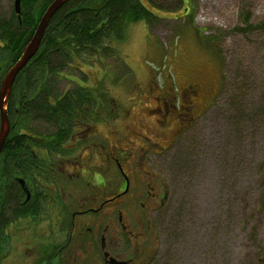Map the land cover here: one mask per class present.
Returning <instances> with one entry per match:
<instances>
[{
  "label": "rangeland",
  "instance_id": "rangeland-1",
  "mask_svg": "<svg viewBox=\"0 0 264 264\" xmlns=\"http://www.w3.org/2000/svg\"><path fill=\"white\" fill-rule=\"evenodd\" d=\"M142 2L155 19L128 25L125 38L114 44L115 55L64 66L50 80L51 94L100 87L110 104L104 114L118 111L113 123L96 124L101 143L125 146L114 131L130 128L164 147L155 148L152 168L165 182L168 199L149 217L145 264H255L264 242V0ZM13 3L0 0V21H17ZM9 60L1 49L0 80ZM187 86L198 88L194 122L175 138L173 126L146 117L157 115L154 99L162 97L183 113ZM21 126L35 136L55 131L38 119ZM61 161L63 168L71 164ZM108 168L103 191L111 193L117 174ZM67 173L70 183L58 191L75 206ZM64 211L60 202L46 203V219L34 231L38 238L13 235L0 264H34L41 256L33 254L48 246L50 251L64 238L51 218H63Z\"/></svg>",
  "mask_w": 264,
  "mask_h": 264
},
{
  "label": "trees",
  "instance_id": "trees-1",
  "mask_svg": "<svg viewBox=\"0 0 264 264\" xmlns=\"http://www.w3.org/2000/svg\"><path fill=\"white\" fill-rule=\"evenodd\" d=\"M52 1L21 0L20 21L16 15L15 23L0 21L1 49L10 57L6 70L20 57ZM180 2L182 5V0ZM153 18L142 0H68L54 13L38 52L19 73L9 95L7 113L13 128H10L0 153V261L4 258L2 251L10 246L13 235L22 237V234H28L32 240L38 238L34 236L35 228L41 219H46V203L58 199L55 191L60 184L55 175L38 170L42 169V163L54 164L59 157L70 159L68 149L62 148L65 154L58 156L57 147L68 140L73 121L89 122L96 107L102 110L101 116L110 117V114H104L110 104L102 88L79 87L56 97L50 91L51 78L64 66L82 57L99 62L101 58L115 55L117 48L114 44L125 38L128 25L141 20L147 23ZM37 119L50 124L57 133L35 136L21 126L22 123L37 122ZM34 149H39L38 154L43 156L34 152L38 159L34 158ZM19 176L28 188L34 187L37 197L24 202L25 193L16 180ZM48 250L45 247L40 250L44 258L36 264H48Z\"/></svg>",
  "mask_w": 264,
  "mask_h": 264
},
{
  "label": "flooded vegetation",
  "instance_id": "flooded-vegetation-1",
  "mask_svg": "<svg viewBox=\"0 0 264 264\" xmlns=\"http://www.w3.org/2000/svg\"><path fill=\"white\" fill-rule=\"evenodd\" d=\"M1 47H3L2 40L0 49ZM186 88L185 96L188 103L183 107V113L176 111L171 98H155L156 109L152 112L157 115H148L146 120L152 121L154 125L157 123L163 127L173 126L172 132L176 134L175 138L178 137L181 131L194 122L198 102V88L196 86ZM8 104L9 100L7 109ZM95 109L89 122L74 120L71 133L67 136L68 140L57 147L59 148L58 156L65 154L62 148L69 150L70 159L64 160L71 164L63 168L61 161L65 158L63 156L59 157L54 164L43 165L42 163V169L38 170L41 173L55 175L60 184L64 183L65 187L70 183L65 179V173L68 172L67 174L71 176L69 179L73 180L71 189L76 192L74 201L77 204L71 206L64 191L62 190L61 193L58 191L60 184L56 187V191L59 192L56 193L58 195L56 203L60 202L66 214L63 218L52 217L51 224H54L56 229L61 228L64 238L59 243L53 244L50 251H47L48 264L50 261L51 264L54 262H57L56 264H118L119 262L145 264L146 257L149 256L147 239L153 230L149 217L168 199L165 182L152 168V160L154 155H157L155 148L164 147L156 144L149 136L130 128L122 134L114 131L117 141L125 146L107 147L104 142L101 143L102 136L95 133L96 124L113 123V119L116 121L114 115L117 116L118 111L116 109L114 110L116 112L112 111L113 115L104 118L100 114L102 110L97 107ZM86 126L87 129H83L86 134L78 137L81 127ZM54 133L57 131L55 130ZM39 141H44V138H39ZM34 152L35 149L32 156L36 159L39 154L40 157L43 156L41 153L37 156ZM93 157L98 159V163H93ZM73 160L75 162H71ZM108 167H113L117 174L115 175L116 191L111 193L103 191L110 181L107 177ZM78 175L82 177L83 182H79L82 180L78 179ZM81 184H84L86 193L82 194L79 191V188H82ZM28 189L32 199L37 197L34 187ZM44 196L47 197V194L44 193ZM257 250L255 264H264V242ZM40 252L37 251L31 258L36 256L43 258ZM39 258L36 260L39 261Z\"/></svg>",
  "mask_w": 264,
  "mask_h": 264
},
{
  "label": "water",
  "instance_id": "water-1",
  "mask_svg": "<svg viewBox=\"0 0 264 264\" xmlns=\"http://www.w3.org/2000/svg\"><path fill=\"white\" fill-rule=\"evenodd\" d=\"M68 0H53L43 12L40 20L38 21L33 35L28 40L29 42L24 46L22 50V54L20 57L14 62V64L7 69V71L3 74L2 79L0 80V153L5 145L6 138L10 133V119L8 118L7 113V102L10 98V93L13 88V84L19 73L27 66L28 62L34 57V55L38 52V48L42 42V38L44 36V32L46 31V27L51 21L54 13L57 12L64 3ZM13 9L17 16V19H20L21 15V0H14ZM17 183L23 189V193H25L24 202H28L31 198L30 190L26 185V182L22 179V177L16 178ZM115 262V260H113ZM118 264H124L123 262H119Z\"/></svg>",
  "mask_w": 264,
  "mask_h": 264
}]
</instances>
